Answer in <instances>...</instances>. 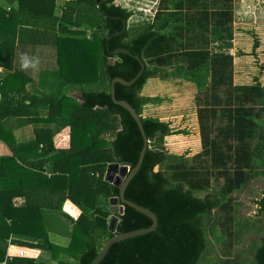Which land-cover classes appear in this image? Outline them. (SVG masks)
Returning a JSON list of instances; mask_svg holds the SVG:
<instances>
[{"label": "trees", "instance_id": "1", "mask_svg": "<svg viewBox=\"0 0 264 264\" xmlns=\"http://www.w3.org/2000/svg\"><path fill=\"white\" fill-rule=\"evenodd\" d=\"M0 2V143L12 150L0 155V264L9 241L26 255L7 264H90L113 236L111 200L120 189L105 180L107 168L135 167L145 145L111 94L115 77L131 81L141 71L135 56L145 64L141 76L117 82L115 95L136 109L149 142L125 196L154 211L158 225L114 243L99 264H264V191L260 218L241 219L235 194L264 180V64L238 69L234 39L239 56L255 57L260 39L250 52L241 48L249 35L234 28L235 0H159L135 25L133 10L116 0ZM46 46L57 50L55 68H22V57L37 62ZM170 77L195 85L199 151L171 152L167 140L181 132L143 115L159 101L143 93L148 80ZM75 90L80 100L69 96ZM65 131L71 145L58 146ZM118 216L125 232L153 223L126 204Z\"/></svg>", "mask_w": 264, "mask_h": 264}, {"label": "rangeland", "instance_id": "2", "mask_svg": "<svg viewBox=\"0 0 264 264\" xmlns=\"http://www.w3.org/2000/svg\"><path fill=\"white\" fill-rule=\"evenodd\" d=\"M158 2L159 0H116V4L133 10L134 15L130 20L131 25L149 20L155 14ZM0 4L6 7L1 2ZM234 7V28L239 26L244 27L240 32L242 33V37L249 35L248 38H246L247 42L245 47L242 46L241 48L250 52L253 49V39L255 36L260 39V43L257 46V57L249 54L239 56L237 46L240 39L236 37L234 39V49H232L231 52L238 56L236 58L238 63H242L238 69L245 70L249 68L250 70H254L264 64V0H235ZM236 31L238 32V30ZM236 34L238 35V33ZM46 48L47 49L39 48L37 51L36 58H38V61L35 67L36 71H41L43 67L55 68L57 66L56 48L54 46H46ZM254 60H258V65L256 67H254ZM246 70L250 71L248 69ZM262 77L264 80V74ZM172 78L173 77H170L169 80H163L161 78H151L148 80L143 93L152 97H159V101L146 105L143 115L157 116L162 120L171 121V127L181 132L169 136L167 146L171 152L183 153L189 150L193 153L201 149L200 132L196 117V105L193 103L196 93L195 85L181 78ZM69 94L70 97L81 99L80 91L75 90L69 92ZM28 127L32 131L33 136L34 126L30 124ZM67 133L68 132L65 131L64 134L66 135H58V137H55L58 146L71 145V136ZM32 136H29V138ZM20 141L22 142L23 140L21 139ZM6 144L4 145V150L1 152V155L12 153V150ZM158 169L159 167L157 166L156 170ZM263 191L264 180L257 179L248 184L242 191L235 193L240 202L238 216L241 219L246 217L252 218L254 216H258L259 218L262 217L259 211L260 205L257 202L262 198ZM68 211L72 212L71 209H68ZM73 213L77 216L79 212L75 210ZM53 236L54 234H51L52 238ZM246 236L247 234H245V237ZM258 236L257 234L252 235V237ZM54 238L57 243L60 244L64 242L63 244L67 245L69 242L66 236H62L61 238L55 234ZM245 243L247 244L248 242Z\"/></svg>", "mask_w": 264, "mask_h": 264}, {"label": "water", "instance_id": "3", "mask_svg": "<svg viewBox=\"0 0 264 264\" xmlns=\"http://www.w3.org/2000/svg\"><path fill=\"white\" fill-rule=\"evenodd\" d=\"M98 2H100V0H98ZM99 27L101 28V26H99ZM121 52L130 53V51L126 48H118L114 51V53H121ZM135 57L141 63V66H142L141 71L131 81H127L122 77H115L112 81V92H111V94H112L113 101L116 104H119V105L123 106L125 109H127L131 113V115L134 117V119L137 121V123L140 127V130L144 136L145 145L142 149L138 163L135 167L129 168L130 167L129 165H125V164L122 165L118 162H115V163H110L108 168H107V171L105 174V180H107L108 182L118 186L120 189L119 196L115 197L111 200V204H112L111 210H112L113 214L111 215V218L109 220V230L111 232H113L114 234H113V236H111L107 240V242L105 243L102 250L99 252V254L96 256V258L90 264H99L103 260V258L106 256L110 247L114 243L121 241V240H124V239H127V238H130V237H134L137 235H142V234L154 231V230H156L157 225H158V217L154 211H152L150 208L141 206V205L127 199L125 196V192H126L128 184L130 183L132 178L137 174V172L139 171V169L142 166L144 156H145L146 150L148 148V142H149L147 135H146V132L144 130L143 124H142L141 116L137 113L136 109L128 101L118 100L116 98V95H115V84L117 82L122 83L124 85H132L141 76V74L145 68V64L140 59V57H138V56H135ZM125 204L134 207L138 211H140V212L144 213L145 215H147L148 217H150L153 221L152 225L150 227H147V228H142V229H138V230H134V231L125 232L124 228L122 226V221L120 220V218L118 216V213H120V214L124 213Z\"/></svg>", "mask_w": 264, "mask_h": 264}, {"label": "built area", "instance_id": "4", "mask_svg": "<svg viewBox=\"0 0 264 264\" xmlns=\"http://www.w3.org/2000/svg\"><path fill=\"white\" fill-rule=\"evenodd\" d=\"M19 202L22 203V200L19 199ZM9 242H10V244H9V247H8L6 260L2 264H7L8 258H11L15 253H18L20 256H25L26 255V250L25 249L21 248V249H19L17 251V250H15V248H14L15 246L12 244V242L11 241H9Z\"/></svg>", "mask_w": 264, "mask_h": 264}, {"label": "clouds", "instance_id": "5", "mask_svg": "<svg viewBox=\"0 0 264 264\" xmlns=\"http://www.w3.org/2000/svg\"><path fill=\"white\" fill-rule=\"evenodd\" d=\"M37 62L36 61H31L27 56L22 57V68L27 69L28 67H36Z\"/></svg>", "mask_w": 264, "mask_h": 264}, {"label": "crops", "instance_id": "6", "mask_svg": "<svg viewBox=\"0 0 264 264\" xmlns=\"http://www.w3.org/2000/svg\"><path fill=\"white\" fill-rule=\"evenodd\" d=\"M64 135H66V134H64ZM63 135V136H64ZM3 145V146H2ZM4 145L5 144H3V143H0V155H1V152L4 150ZM69 203H66L67 205L66 206H68V208H70L71 210H76V212L78 211L79 212V208L76 206V205H74L72 202H70V201H68ZM2 264V263H1ZM49 264H58V263H52V262H50Z\"/></svg>", "mask_w": 264, "mask_h": 264}]
</instances>
